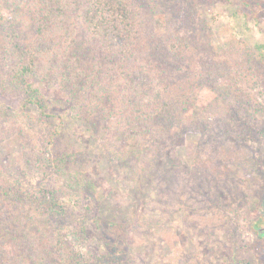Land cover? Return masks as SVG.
<instances>
[{
	"label": "trees",
	"instance_id": "trees-1",
	"mask_svg": "<svg viewBox=\"0 0 264 264\" xmlns=\"http://www.w3.org/2000/svg\"><path fill=\"white\" fill-rule=\"evenodd\" d=\"M205 1L0 0L11 86L44 113L48 103L33 85L51 82L67 95L76 121L97 130L100 118L91 119L96 113L114 117L126 144L120 160L134 182L156 192L151 210L160 217L152 221L168 220L180 194L178 208L195 217H185V227L202 231L208 222H224L225 200L246 207L245 181L229 168H242L241 145L254 142L257 132L264 138V93L261 104L239 89L246 80L264 78V51L216 52L206 20L196 13ZM248 7L241 0L240 8ZM198 101L205 106L194 129L201 137L192 177L168 160L175 161L171 152L189 130L181 126L173 133L176 114ZM5 112L0 106V119ZM75 161L68 153L52 160L70 188L96 192L82 176L64 172ZM12 173L0 156V264H86L73 259L63 235L66 206L60 198L53 191L36 193ZM261 228L255 231L264 236ZM95 237L105 241L100 230ZM110 259L103 255L94 263Z\"/></svg>",
	"mask_w": 264,
	"mask_h": 264
},
{
	"label": "rangeland",
	"instance_id": "rangeland-1",
	"mask_svg": "<svg viewBox=\"0 0 264 264\" xmlns=\"http://www.w3.org/2000/svg\"><path fill=\"white\" fill-rule=\"evenodd\" d=\"M245 1L250 3L245 10L240 8L241 0H206L208 5H197L196 13L206 20L216 52L264 51V0ZM155 29L159 26L155 25ZM7 47L0 33V106L6 111L0 119V156L16 170V174H11L13 179L30 186L36 193L53 191L64 203L63 235L72 249L73 259L86 264H106L100 260L94 263V259L108 255L111 264H264V236L261 230L255 231L256 226L264 228L261 132L256 133L254 142L239 148L242 155L237 160L242 162V168H229L230 173L245 181L242 187L245 208L225 200L221 225L213 221L203 231L193 230L185 227L183 221L186 218L193 221L194 213L180 211L182 195L176 194L180 198L175 204L178 210L171 212L168 220L153 222L160 217L159 212L151 210L156 192L148 184L141 186L134 182L133 174L120 160L126 144L115 118L96 113L91 119L100 118L98 130L87 121L77 122L67 95L51 82L33 85L48 103L42 113L25 101L20 88L7 81ZM239 89L253 102L262 104L264 78L257 82L246 80ZM204 106L205 102L198 101L193 109L178 112L172 128L173 133H179L181 126L189 130L180 138L182 144L178 143L171 152L175 161L170 158L168 163L192 177L196 176L193 168L201 137L194 129ZM67 153L75 154L76 161L64 172L82 176L96 192L92 188L91 194L70 188L55 171L52 160ZM90 195L97 198L89 200ZM91 218H96L99 226ZM82 223H88L84 224V236L80 233ZM98 230L107 243L95 237Z\"/></svg>",
	"mask_w": 264,
	"mask_h": 264
}]
</instances>
